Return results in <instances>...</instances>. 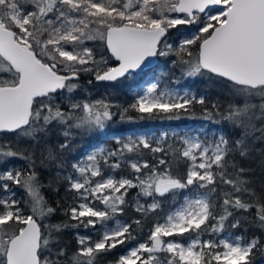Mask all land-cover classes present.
I'll list each match as a JSON object with an SVG mask.
<instances>
[{"label":"snow or ice","instance_id":"obj_1","mask_svg":"<svg viewBox=\"0 0 264 264\" xmlns=\"http://www.w3.org/2000/svg\"><path fill=\"white\" fill-rule=\"evenodd\" d=\"M181 26L191 34L170 43ZM158 57H174V82L206 77L220 86L226 106L148 82L122 120L129 110L138 114L130 120L180 119L200 105L202 119L227 122L241 138L114 137L113 148L71 164L66 200L50 206L40 168H64L58 155L70 139L103 130L117 114L107 98L76 97L82 74L89 84H114L153 73ZM54 128L64 137L59 153L47 139ZM250 139L264 141V0H0V264H100L146 227L142 242L108 264H254L264 236L228 231L245 219L264 232V183L259 192L251 187V170L236 160L249 156ZM15 160L24 165L9 167ZM125 166L129 175L117 176ZM132 189L137 216L121 221ZM58 210L64 219L45 223ZM69 228L97 238L77 232L69 255Z\"/></svg>","mask_w":264,"mask_h":264},{"label":"trees","instance_id":"obj_2","mask_svg":"<svg viewBox=\"0 0 264 264\" xmlns=\"http://www.w3.org/2000/svg\"><path fill=\"white\" fill-rule=\"evenodd\" d=\"M172 37V36H171ZM170 37V38H171ZM174 59V58H173ZM159 64L158 70L161 71L162 80L165 83L173 84L177 86H188L190 89H195L196 93L199 94H206L209 101L220 100L223 106H226L228 97L227 93H224L221 90L216 89V84L209 82L208 80L204 81L201 79H181L178 83L173 81L171 69V60L167 59V63L163 64V60L166 58L158 57ZM175 75L177 77L180 76L179 70H175ZM92 79L91 76L82 74L80 80V87L75 93L77 98H85V99H101L107 98L109 99L115 107H113L112 111L117 113L114 115L113 119L109 121L106 127L103 130H95L91 133H84L80 135H75L73 138L70 139V146L69 148L65 149L62 153H59V143L64 141V137L60 134L58 129H53L48 136L49 146L54 148L58 155V159L62 160L65 164L64 168H58L56 161H48V166L45 168H40L41 172V182L45 185L42 189V192L47 200L48 204L52 207L57 206V202H64L66 200L65 191H66V184L63 180V176H66L69 171H71V164L76 162V160L80 159L83 152L86 149L93 147L99 143H106L108 146H114L115 144L112 141H105L106 135L110 133H124L128 128L131 127L132 124H153V125H164L166 122H170L172 120L168 119H161L159 117L154 119H128V117H136L138 114L129 110L128 113L125 114V119H121L119 112L126 108L129 104L132 103L134 98L133 89L137 86L140 82V77H136L135 79L129 78L127 80L118 81L114 84L110 83H97L94 79L92 83L89 84L88 81ZM207 79V78H206ZM67 107L66 102L63 105ZM210 107V104H209ZM223 110V108L221 109ZM162 115V114H161ZM203 111L200 105H195L188 114L181 113L180 119H202ZM211 125L215 127H219L223 132L224 136L230 141L235 142L237 139L241 138V130L234 128L231 124L227 122H219L214 123L209 121ZM75 131V130H74ZM173 139L169 137V143H173ZM248 143L251 146L250 154L247 158L240 157L236 154V160L239 163L240 167L250 169L245 176L246 179L251 181V187L255 188L258 192L261 190V185L264 183V141L250 139ZM37 155L39 156V149L37 150ZM75 158V159H74ZM150 159V156L148 157ZM37 164H39V160H37ZM24 165V161L22 160H15L9 167L15 166L20 167ZM182 167V166H181ZM62 173L61 176H58L57 173ZM129 175V174H128ZM51 184V187L48 185ZM17 199L24 200L26 199V194L22 189H15ZM136 189L131 190L130 195L136 196ZM133 196V197H134ZM128 199V198H127ZM129 200V207L126 208L125 213L120 215L119 217L127 220L130 222L131 218L136 217L137 213L131 209L133 206V202ZM169 203L171 201L169 200ZM167 209V204L165 205ZM247 216V214H244ZM64 217L62 216L61 212L58 210L57 213L52 216L51 218L47 219L45 223L56 224L60 223ZM151 222H149L148 226H150ZM229 232L237 235H243L245 238L250 239L253 234H259L264 236V232L250 223V220H241V225L239 228L236 229H228ZM79 232L80 234H92L90 231H86L83 228L79 229H72L69 228L62 236V245H67L68 254L71 255L72 252L76 249V238L75 234ZM93 235V234H92ZM137 240L143 241L147 235V227L145 228L143 233H137ZM208 237L205 235L202 239H207ZM137 240H133L130 245L126 246H118L116 249L113 250L112 253L108 254L107 257L103 258L100 261V264H108L110 260L118 258L119 255L125 250L126 247L135 245ZM187 240H184L186 243ZM254 264H264V252H257L254 256Z\"/></svg>","mask_w":264,"mask_h":264},{"label":"rangeland","instance_id":"obj_3","mask_svg":"<svg viewBox=\"0 0 264 264\" xmlns=\"http://www.w3.org/2000/svg\"><path fill=\"white\" fill-rule=\"evenodd\" d=\"M190 34H191V30L189 28H187L185 26H181L179 28V31L178 32L176 30H173L172 37L170 38L169 42L170 43L173 42V41H177L178 42V40H177V37L178 36L180 38H184V36L190 35ZM163 58H165V57H163ZM173 58L174 57H167L166 60H163L162 63L168 65L167 59L168 60H171ZM146 77H149V78L146 80V82H144V79ZM196 78L201 79V80H204V81L205 80L207 81L206 77H196ZM196 78H193V79H196ZM148 82H159L161 88L167 87L170 90H174V91H181L182 92L184 89H190L188 86H177V85L165 83L162 80L161 71L158 70V68H157L149 76L147 75L145 77H140V82L132 90L133 93H134V96L137 93H141L145 89L146 84ZM216 89L221 90L224 93H227L220 86L219 87L216 86ZM190 90L193 93L197 94L195 89H190ZM199 95H206V94L203 93V94H199ZM165 132H167L169 134V137L172 138L173 141L177 140L179 137L184 136L185 134L193 135V136L199 134V136H200V138L202 140H204L206 142H211L213 139L218 138L219 135L223 134V132L221 131V129L219 127H215L214 125H211L208 120H198V119H187V120L184 119L183 120V119H174V120H172L170 122H166L164 125L163 124L162 125L132 124L131 127L128 128V130H126L124 132V134H121V135H119L117 137H120L122 139H127V138H130V137L131 138H135L136 136H148L150 138H154V137H159L162 133H165ZM174 133H177L178 136H173ZM111 134H114V133L107 134L106 135L107 138H106L105 141H112L115 144V141L113 139L114 137L111 138ZM5 138H7V137H5ZM100 146H103V147H106V148L111 149L115 145L114 146H108V145H106V143H99V144H96V145H94L93 147H91L89 149H86L83 152L82 155H84L87 152H90L93 149L98 148ZM129 173H130V169H128L125 166L124 168H122L121 170H119L116 173V175L117 176H120V175H128ZM130 194H131V190H130L129 195H128L127 198L130 199L134 203V197L135 196L134 195H130ZM131 209L135 211L134 204L131 207ZM117 219H119L121 221H124V219L120 218L119 216L117 217ZM109 226L110 227H114L115 226V222L114 221H110L109 222ZM92 234H93V238L96 239L97 238L96 234L95 233H92ZM81 235H84V234H81ZM233 235H237V234H233ZM75 238L77 239L76 234H75ZM186 243H187V241H186ZM128 247H130V246H128Z\"/></svg>","mask_w":264,"mask_h":264},{"label":"water","instance_id":"obj_4","mask_svg":"<svg viewBox=\"0 0 264 264\" xmlns=\"http://www.w3.org/2000/svg\"><path fill=\"white\" fill-rule=\"evenodd\" d=\"M158 64H159V60H158V58H156L155 59V61H154V64L152 65V67H154V69L156 70L157 68H158ZM151 74V73H150ZM149 74V75H150ZM148 75V76H149ZM149 77H146L145 79H144V82H146V80L148 79ZM100 83H106V82H100ZM121 134H124V133H114V134H111V138H113V137H117V136H119V135H121Z\"/></svg>","mask_w":264,"mask_h":264}]
</instances>
